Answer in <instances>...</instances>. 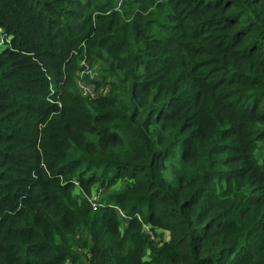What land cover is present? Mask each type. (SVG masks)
Returning <instances> with one entry per match:
<instances>
[{"label": "trees", "instance_id": "1", "mask_svg": "<svg viewBox=\"0 0 264 264\" xmlns=\"http://www.w3.org/2000/svg\"><path fill=\"white\" fill-rule=\"evenodd\" d=\"M0 264H264V0H0Z\"/></svg>", "mask_w": 264, "mask_h": 264}, {"label": "built area", "instance_id": "2", "mask_svg": "<svg viewBox=\"0 0 264 264\" xmlns=\"http://www.w3.org/2000/svg\"><path fill=\"white\" fill-rule=\"evenodd\" d=\"M83 63L84 62H82V64ZM79 75H81V77L79 79H77V85H78L79 91L81 92V94L83 96L89 97V98H96L99 95H106L109 92L108 88H106V87L97 88L93 82H87L86 80L83 79V77L86 75H89L90 79H96L98 76L96 71L88 68L86 65H85L84 69L79 72L78 76ZM90 196L87 197V199L89 200V202L93 208H99V207H102L104 205V203H100L99 201L96 200V195L95 196L90 195ZM143 230L147 234H149V237L151 239H154V235L152 234V232L150 231L148 226L144 225Z\"/></svg>", "mask_w": 264, "mask_h": 264}, {"label": "rangeland", "instance_id": "3", "mask_svg": "<svg viewBox=\"0 0 264 264\" xmlns=\"http://www.w3.org/2000/svg\"><path fill=\"white\" fill-rule=\"evenodd\" d=\"M89 68V67H88ZM81 77V75L78 76L77 79H79ZM120 187V186H119ZM80 192V190H79ZM98 194V195H97ZM91 195H96V200L99 201L100 203H103L102 198L105 195V190L103 188H97L95 187V189L91 192ZM91 197V196H90ZM88 200V199H87ZM89 201V200H88ZM156 239L159 241L161 239V241L167 240L168 239V235L167 234H163V233H158ZM86 252L87 250L84 251V253H82L83 259L86 258Z\"/></svg>", "mask_w": 264, "mask_h": 264}]
</instances>
